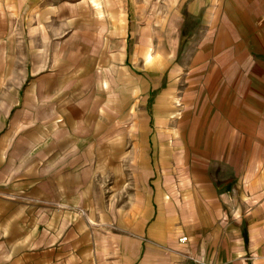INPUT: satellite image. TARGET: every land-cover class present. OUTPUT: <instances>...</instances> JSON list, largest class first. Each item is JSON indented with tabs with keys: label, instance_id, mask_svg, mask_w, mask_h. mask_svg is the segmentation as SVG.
<instances>
[{
	"label": "crops",
	"instance_id": "1",
	"mask_svg": "<svg viewBox=\"0 0 264 264\" xmlns=\"http://www.w3.org/2000/svg\"><path fill=\"white\" fill-rule=\"evenodd\" d=\"M0 68V264H264V0H0Z\"/></svg>",
	"mask_w": 264,
	"mask_h": 264
},
{
	"label": "rangeland",
	"instance_id": "2",
	"mask_svg": "<svg viewBox=\"0 0 264 264\" xmlns=\"http://www.w3.org/2000/svg\"><path fill=\"white\" fill-rule=\"evenodd\" d=\"M3 68H0V94H12L15 93V91H11V89L8 88V85L3 82L4 80V74L2 73Z\"/></svg>",
	"mask_w": 264,
	"mask_h": 264
},
{
	"label": "built area",
	"instance_id": "3",
	"mask_svg": "<svg viewBox=\"0 0 264 264\" xmlns=\"http://www.w3.org/2000/svg\"><path fill=\"white\" fill-rule=\"evenodd\" d=\"M183 239H184V238H183ZM197 264H211V263H206V262H204V261L198 260V261H197Z\"/></svg>",
	"mask_w": 264,
	"mask_h": 264
}]
</instances>
